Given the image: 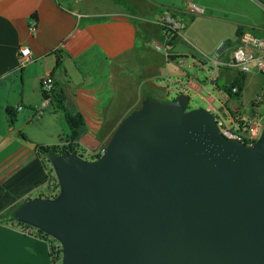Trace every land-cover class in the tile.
I'll list each match as a JSON object with an SVG mask.
<instances>
[{"label":"water","instance_id":"1","mask_svg":"<svg viewBox=\"0 0 264 264\" xmlns=\"http://www.w3.org/2000/svg\"><path fill=\"white\" fill-rule=\"evenodd\" d=\"M49 161L59 194L14 216L61 244V264H264V128L246 146L187 96L148 97L97 158Z\"/></svg>","mask_w":264,"mask_h":264},{"label":"crops","instance_id":"2","mask_svg":"<svg viewBox=\"0 0 264 264\" xmlns=\"http://www.w3.org/2000/svg\"><path fill=\"white\" fill-rule=\"evenodd\" d=\"M137 1L143 0H83L79 4L72 0H0V91L21 85L22 99L15 107L34 105L35 109H29L30 122L36 119L35 110L42 103L40 80L52 74L54 92L62 98V107L55 109L51 104L45 108L51 106L52 112L66 124L67 131L60 138L69 131L65 113L81 115L83 130L75 143L85 159L99 154L120 120L146 98L171 99L170 92L161 84L165 76L189 78L190 96L203 99L206 109L210 103L215 104L205 91L211 63L204 57L214 53L221 38L215 40L207 54L199 52L185 38V26L169 54L157 51L150 44L161 39L160 28L146 18L150 12H144L146 16L137 14ZM67 8L84 16L78 18ZM34 14L36 20L32 18ZM177 15L183 20L191 14L178 11ZM260 18L254 14L247 21H237L234 39L221 42L237 44L238 27L264 38L257 32H264ZM21 44L30 48L35 62L18 71ZM242 75L239 97L228 99L225 105L248 112L253 97L264 85V77L256 72ZM242 75L221 68L218 82L228 84ZM249 76L253 77L252 90L246 97ZM161 92L166 99L160 97ZM29 93L34 95L32 102L23 100V95ZM11 105L5 95H0V118L10 129L13 124L10 125L5 107ZM15 107L12 108L17 116ZM115 112V120L110 121L107 116ZM259 115L264 128V106ZM26 141L9 134L0 136V264H50L47 239L34 232L24 234L15 222L9 221L11 213L24 201L50 192L37 150L28 147ZM44 188L48 194L43 193Z\"/></svg>","mask_w":264,"mask_h":264},{"label":"built area","instance_id":"3","mask_svg":"<svg viewBox=\"0 0 264 264\" xmlns=\"http://www.w3.org/2000/svg\"><path fill=\"white\" fill-rule=\"evenodd\" d=\"M73 3L79 4L83 0H72ZM185 10L183 12L191 15H202L204 11L197 7L196 0H183ZM78 18L84 15L71 8H67ZM177 11L167 9L156 22L160 28L161 39L153 41V47L157 51L169 54L173 48L175 38L185 28L182 19L178 18ZM30 31L35 32V25L30 26ZM19 64L17 70H22L27 65L35 62L31 54L30 48L26 44L18 47ZM207 62L211 63L208 71L207 85L205 87L206 94L213 103L209 104L208 111L214 117L216 126L220 133L228 138L245 144L253 145L260 137L263 130L259 119L261 106H264V85L257 92L251 101L250 110H244L225 105L226 101L231 98H238L240 91L238 85L219 84V71L221 68L237 71L239 74H247L256 72L264 77V38L254 35L250 31H241L238 36L237 44L231 46L225 42H220L214 53L210 57H204ZM235 80H239V77ZM233 80V81H235ZM232 81V82H233ZM162 86L170 92L169 98L177 95H185L188 97V105L191 100V80L185 77H165L161 81ZM40 89L44 97L42 103L35 110V116L40 117L44 108L52 104L55 95L53 75L49 74L41 78ZM51 164V163H50ZM22 233H35L36 228L27 226L21 229ZM49 245L50 264H61L62 246L55 239L51 240Z\"/></svg>","mask_w":264,"mask_h":264},{"label":"rangeland","instance_id":"4","mask_svg":"<svg viewBox=\"0 0 264 264\" xmlns=\"http://www.w3.org/2000/svg\"><path fill=\"white\" fill-rule=\"evenodd\" d=\"M145 1H147V3ZM145 1H137L136 12L138 15H142L144 12H150L149 15L146 16L143 14V16H146V18L153 24H156L160 16L167 9L175 10L177 12L185 10L183 0ZM255 4L262 6L263 9L259 8V6H256ZM149 5L151 6V10L149 9ZM196 5L204 11V14L184 16L182 20L186 26L184 34L188 42L194 44V47L198 48L199 52L202 50L201 52L206 54L208 50L213 48L215 40L218 38L221 39L217 42V44L226 39H234L233 37L237 27V21H247V19L254 17V14L256 16L260 15V19L264 21V0H196ZM257 32L258 34L264 36L263 31ZM188 42H185L184 44L190 47ZM150 45L153 47V43ZM252 78V76H249V81L244 90V96L246 97L251 94ZM159 94L161 98H165L162 92ZM0 95H5L12 104L10 107H15V104H19L22 99L21 85L18 83V85H15L10 89L1 90ZM23 100L32 102L34 100V95L31 93L25 94L23 95ZM38 100H40V97ZM199 107L205 108L206 102L198 96H193L189 102L188 108L193 109ZM16 108L18 109V113L13 122L12 129H10L9 124L4 119L0 118V136L9 134L14 138L23 137L32 143H36L38 146L45 147H56L62 144L60 142V136L63 132L67 131V126L57 114L52 112L53 110L51 106L44 108L40 118L36 117V119L30 122L27 121V118L32 114L29 109H35L34 105H29L25 108L16 106L15 109ZM116 116L117 114L115 112L107 117L111 121L115 120ZM104 147L105 145H103L102 148ZM47 179L50 192L54 191L56 189L54 186V179L57 180L54 170ZM42 191L44 194L47 193L46 188L42 189ZM57 193L59 194V189Z\"/></svg>","mask_w":264,"mask_h":264},{"label":"trees","instance_id":"5","mask_svg":"<svg viewBox=\"0 0 264 264\" xmlns=\"http://www.w3.org/2000/svg\"><path fill=\"white\" fill-rule=\"evenodd\" d=\"M32 18L34 20H36V15L34 14ZM240 33H241V28L238 27L236 30V34L238 35ZM243 79H244V76L242 75L239 77L238 81L235 80V81L231 82V85H233V84L238 85L239 91H241L242 85H243ZM42 97H44V94H42ZM52 105L56 106V108H58V109L59 108L61 109L62 98H60L57 95H54ZM5 114H6L8 120L10 122V125H12L14 120H15V116H16L15 110L10 106H6L5 107ZM65 120H66V123L68 125L69 131H68V133L63 135L62 138H60V142L62 144H60L56 147H45V146H38V145L36 147L37 156H38L39 161L42 164L44 170L47 173V178L50 176L51 172H53V170H54L52 165L50 164V161H49V157L51 154H62L64 152H76L78 155H80L84 158V154L79 151L78 146L75 143L76 140L79 138L82 130H83V119H82L81 115H79V114L71 115L69 113H65ZM101 152L99 154L91 157V159H94V158H97L98 156H100ZM47 181H48V179H47ZM54 182H55L54 186L56 189L54 191L49 192V194L47 196H44V197L53 198V197H56L58 195L57 192L59 189V185H58V182L56 179H54ZM49 189H50V187H49ZM14 212L11 213L9 221L15 222L16 225L20 229L29 226L27 224L19 222L15 218ZM35 233L42 236L43 238L47 239L48 244H50L51 240H55L54 238L50 237L49 235L45 234L44 232H42L38 229H36Z\"/></svg>","mask_w":264,"mask_h":264}]
</instances>
